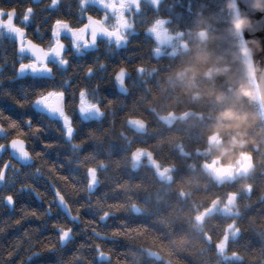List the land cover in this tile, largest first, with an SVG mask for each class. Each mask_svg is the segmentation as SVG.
Wrapping results in <instances>:
<instances>
[{
  "label": "clouds",
  "instance_id": "9594fccd",
  "mask_svg": "<svg viewBox=\"0 0 264 264\" xmlns=\"http://www.w3.org/2000/svg\"><path fill=\"white\" fill-rule=\"evenodd\" d=\"M31 3L37 5L34 17L42 13L47 19L37 21L35 28L32 21L28 35L47 46L50 31L45 29L54 17L46 13L53 10L44 7L47 0ZM77 9L78 0H71L67 13L62 11L73 25L86 22ZM123 11L126 20L121 26L119 9L89 0L87 14L110 28L121 27L123 39L99 33L94 44L78 51L65 31L68 63L49 56L50 72H17L14 39L0 36V41L13 45L0 51V95L21 109L35 110L43 121L30 115L16 119L0 109V115L10 118L0 120V126L9 128L15 122L7 136L0 130V144L23 129L32 152H42L41 159L54 163L63 175L78 177L77 189L56 181L66 199L52 201L59 205L55 211H47L46 201L31 188L16 191L42 201L43 207L35 209L46 215L23 221H50L48 235L30 225L6 238L9 229L17 226L12 220L22 216L23 209L33 208H17L16 195L12 203L3 201L0 193V210L6 204L18 213L0 217V226L7 224L0 232V264H33L43 254H52L54 264H264V0H126ZM90 65L95 69L91 73ZM121 69L123 82L117 79ZM26 74L23 80L40 81V86L30 84L20 96L3 87ZM49 88L65 93L74 128L71 135L58 115L34 102L37 92ZM81 88L99 105V114L81 113ZM107 89H111L108 95ZM130 117L142 123L133 125ZM82 125H89L85 135L80 134ZM34 128L39 130L33 132ZM50 129L58 139L48 142L43 138ZM92 131L101 138L93 137ZM36 141L44 144V150L36 149ZM73 141L82 143L76 148ZM45 142L52 146L45 147ZM53 147L63 149V162L47 158L46 151ZM137 148L144 150L143 155L133 161ZM5 151H11L12 160L18 159L10 144ZM88 153L106 162L91 185L79 163ZM3 159L7 157L0 156V162ZM213 161L217 168L225 166L221 173L208 167ZM87 163L96 166L95 161ZM15 175L14 188L30 182L42 190L36 181H45L47 190L42 191L51 199L53 183L48 177L55 180L53 173L43 169ZM97 200L104 202L103 209ZM105 210L110 215L103 216ZM77 214L79 218L73 219ZM133 216L147 221L129 222ZM88 220L97 223L86 226ZM59 224L70 232L57 239ZM138 226L139 232L112 235L114 230L127 232ZM93 227L105 235H98ZM120 242L126 246L118 247ZM94 243L101 245L103 256L97 254L100 248L92 247Z\"/></svg>",
  "mask_w": 264,
  "mask_h": 264
},
{
  "label": "snow or ice",
  "instance_id": "6c2138e0",
  "mask_svg": "<svg viewBox=\"0 0 264 264\" xmlns=\"http://www.w3.org/2000/svg\"><path fill=\"white\" fill-rule=\"evenodd\" d=\"M95 3H99L101 5L106 6L108 9H119L117 13L118 17V24L123 25L125 23V16L123 9L126 6V0H94ZM88 3L89 0H78V9L77 11L80 13L81 16H86V22L82 24L73 25L68 19L63 17L62 12V5L63 0H47V3L44 7L52 9L46 13L48 16L54 17L52 20L50 27L46 28L45 30L50 31V43L45 46V44L38 42L32 36L28 35V25L31 24L34 18V13L36 12L37 5H33L31 0L27 4L23 6V10H18L16 6L7 7L5 9L3 6H0V36H4L8 34L11 37H14V43L17 46L18 54H19V62L16 64L14 62V68H16L17 72L24 73L28 70L31 72H50L51 68L49 67L48 57L55 56L57 60L61 64L68 63V56L65 53V38L63 33L68 31L70 35L71 44L78 50L83 51V49L87 48L91 44H94L97 41L98 34L104 33L108 37H115L116 41H120L123 39V35L121 32V27H109L104 21L101 19L94 17L92 15L87 14L88 10ZM2 5V3H0ZM36 28L39 30V24L36 25ZM157 34H160L159 29L154 28ZM27 52L29 55L25 56L24 53ZM2 67V65H0ZM95 69L93 66H88L87 72L91 73ZM117 79L123 82L124 79V70L121 69L120 72L117 74ZM65 93L62 89L56 88H49L47 90H40L34 96V102L40 104L44 108H46L50 113L54 115H58L64 124L65 130L67 134L71 135L73 132V123L71 117L67 114L65 108ZM79 109L81 113L85 114L86 116L90 113H100V107L97 103L93 102V100L89 97L86 90L81 88L79 92ZM0 120H10L9 117L0 115ZM30 123V121H28ZM129 122L133 125H140L142 121L136 118H129ZM15 128V122L12 121L9 128H3L0 126V130H3L6 136L11 132V129ZM39 129L34 128L33 132H37ZM108 130L106 129L105 132ZM27 135L26 132L21 129L18 134L12 135V138L9 142L0 144V156L7 157V159H3L0 162V183L5 185L7 184H15L18 177L15 173H20L21 175L27 176L28 172L31 171L33 174L37 172H41L43 169H46L48 173H53L55 175V180H53L52 176H49V180L53 183V195L51 199H48V193L38 189L34 184L30 182H20L18 184V188H14L13 190H5L0 191L3 193V201L8 202H15V195L17 190H23L25 188H31L36 194L46 201L47 204V211H55L56 208L59 206L56 204L53 205L52 201H60L63 202L66 197L64 192L60 186L57 184L56 181H60L64 184L70 185L73 189H77V185L75 184V180L78 177H68L63 175L58 171L56 165L54 163L49 162L46 159H41L43 157L42 152H32V150L28 146V141L25 139ZM91 135L96 138H101L100 134H97L95 131L91 132ZM81 142L73 141V144L76 148H79ZM11 145V150L15 151L18 159L12 160L11 159V151H5L6 148ZM52 145L45 142V147H51ZM143 149L137 148L132 153L133 161H139L143 155ZM149 157L151 158L152 153L149 152ZM242 157H248V153H241ZM39 161L38 165L31 163V161ZM88 161H95L96 166H92ZM21 162H24L23 164ZM80 166L85 169V176L89 185L92 184L97 179L98 175V168L99 167H106V162L102 160H98L94 153H88L85 157L79 162ZM156 163V161H153ZM248 163L250 164L251 161L249 160ZM25 164L27 165V170H25ZM11 166V167H10ZM243 166V165H242ZM62 168L63 165H60ZM210 169H214L217 173H221L222 169L225 166H221L219 168L216 167L215 161L208 165ZM228 169L231 166H227ZM167 168L162 169L161 172H166ZM232 194H229V198ZM216 200L212 201V204H215ZM2 204V201H0ZM97 205L102 209L105 207L103 201L97 200ZM83 206V205H82ZM4 208H7V205H3ZM107 207L110 209L113 205L109 204ZM23 215L15 218L12 220L14 224H20L24 219L29 217H36L42 218L46 215L45 212H40L37 209H28L25 208L22 210ZM69 211L71 212V206L69 205ZM110 215V212L105 210L103 212V216ZM79 216L74 215L73 219H78ZM201 217L198 215L196 217L199 220ZM7 219V218H6ZM96 221L88 220L85 221V224H93L96 225ZM122 223H125L122 221ZM60 228V232L57 234V239L61 236L66 237L69 232L70 228H65L64 224L55 225ZM228 228L232 227V224L227 225ZM7 224L0 226V232L6 231ZM139 226L136 229L128 228L127 232H121L119 229L114 230L112 235L114 237L118 236H125L128 233H132L134 231L139 232ZM39 231V229H36ZM92 231H97L98 235H105V233H101L98 231L96 227H93ZM27 230L25 235H27ZM210 239V237H209ZM49 248L55 247L54 244L46 245ZM81 247H85V245H81ZM92 247L100 248L101 250L97 253L103 256L105 253L99 243H94ZM79 258V254L74 256V260Z\"/></svg>",
  "mask_w": 264,
  "mask_h": 264
},
{
  "label": "trees",
  "instance_id": "16d2710c",
  "mask_svg": "<svg viewBox=\"0 0 264 264\" xmlns=\"http://www.w3.org/2000/svg\"><path fill=\"white\" fill-rule=\"evenodd\" d=\"M28 85L29 83L12 84V86H5V87L10 89L13 92V94L20 96L22 94L23 89ZM110 93H111V89H107L105 91L106 95ZM12 106L17 107L18 111L17 112L12 111L11 110ZM0 109H3L7 114L13 116L16 119L22 120L25 116L30 115L34 121L43 122V121H39V116L37 113L32 112L31 114H29V111L26 112L25 109H21L14 101H12L10 98L6 96H2V100H0ZM88 127L89 125H82L80 129V134L85 135L87 133ZM43 139L45 141L51 142V141L57 140L58 136L54 130L50 129ZM35 147L37 150H44V144L41 143L40 141H36ZM63 155H64L63 149H60L58 147H53L46 151L47 158L53 159V160H59L60 162H63ZM25 170H27V167H25ZM36 183H37V186L42 188V190H47V185L45 181L39 180V181H36ZM14 187L15 186L13 184H7L5 189L10 188V191H11L14 189ZM21 205H28L29 207H32V208H42L43 207L42 201L36 199L31 193H27V192L17 193L16 195V207L18 208ZM8 215L15 216V215H18V213L8 208H4L3 210H0V217H4ZM128 219H129V222H132V223H139V222L147 221L146 217L133 216ZM30 225L38 227L43 235H48L52 232V229L50 227V221L39 222L35 218H30L27 221H22L21 224L17 225L15 228L9 229L6 238H13L15 235L22 232L24 228ZM125 246L126 245L124 242H120L118 244V247H125ZM65 252L67 253L68 249H65ZM33 264H54V256L52 254H43L39 258L34 259Z\"/></svg>",
  "mask_w": 264,
  "mask_h": 264
},
{
  "label": "flooded vegetation",
  "instance_id": "af4514ba",
  "mask_svg": "<svg viewBox=\"0 0 264 264\" xmlns=\"http://www.w3.org/2000/svg\"><path fill=\"white\" fill-rule=\"evenodd\" d=\"M28 2H29V0H0V3H2L4 6L11 7V6L14 5V6H16L18 8V10H20ZM39 2H40V0H34V3H39ZM70 3H71V0H65L64 4L62 5V9L61 10L65 11L67 13V11L69 9V6H70ZM46 19L47 18L43 17L42 13L38 14L36 17L33 18V23L31 25V27L35 28V24H36L37 21L43 22ZM12 39H14V37H12ZM12 47H13V45L11 44L10 41H8V40L0 41V51L11 50ZM26 78H27V74L25 76H23V77H20L21 80H18V81H6L5 84L3 85V87L12 86V84H26V83H29V85L31 84L32 86H40V84L42 83L40 81L23 80V79H26ZM2 96L3 95H0V100H2ZM11 110L15 111V112L18 111L17 107H15V106L14 107L12 106ZM31 110L32 109H27L26 112L29 111V114H31L32 112L37 113L35 110H32V111ZM37 114L39 116V121H42L40 114L39 113H37ZM5 188H6V185L3 184V183H0V191H5V190H9L10 191V188H8V189H5Z\"/></svg>",
  "mask_w": 264,
  "mask_h": 264
}]
</instances>
